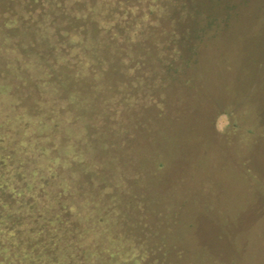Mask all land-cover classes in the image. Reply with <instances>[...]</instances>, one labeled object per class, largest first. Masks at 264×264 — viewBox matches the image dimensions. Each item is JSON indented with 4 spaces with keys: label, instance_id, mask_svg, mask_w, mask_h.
<instances>
[{
    "label": "trees",
    "instance_id": "obj_1",
    "mask_svg": "<svg viewBox=\"0 0 264 264\" xmlns=\"http://www.w3.org/2000/svg\"><path fill=\"white\" fill-rule=\"evenodd\" d=\"M179 1L169 0L171 10L164 12L153 4L144 11L138 5L129 6L126 0H98L91 11L96 10L100 18L93 20L90 14L88 22L75 19L86 22L81 29H70L66 13L62 20L55 21L49 5L37 27L20 20L23 10L15 6L5 9L6 15L14 14L13 20L7 21L14 30L6 35L0 24V264H69L70 260L71 264H124L125 258L139 264L138 258L121 251L123 234L119 237L114 233L116 220L127 222L125 210H136L135 201L122 188L114 187L121 190L118 195L119 190L109 184L113 167H118L119 176L129 171L135 175L133 171L139 167L133 164L132 168L131 162L133 150L139 152L135 141L141 142L151 132L145 129L136 105L142 100L150 104L144 111L150 107L161 110L164 96L183 88V84L204 79L203 61L220 65L219 57L227 56L220 51L209 57L215 35L211 32L228 30L241 14V7L248 4L247 0H187L182 5ZM33 19L26 16L27 22ZM90 21L92 28L87 27ZM93 31L102 39H96ZM229 60L222 58L228 69L233 62ZM262 64L256 75L251 74L253 71L231 70L234 79L240 77L237 86L243 91L252 84L259 89L257 85L264 80ZM214 70L218 72L219 68ZM125 72L133 76L128 78ZM52 75L65 81L60 85ZM125 80L134 84V91L129 89L130 84L125 86ZM124 91L131 92L128 99ZM237 102L244 107L249 99L240 97ZM170 116L167 111L159 113L161 119L174 125L176 121ZM246 116L243 128L254 146L255 136L264 133V112L250 110ZM191 134L197 137L195 132ZM159 144L151 154L155 164L147 158H142V166L139 163L147 174L162 173L160 170L167 166L164 162L175 156ZM226 149L232 153L234 147ZM185 156L188 154L184 152L179 155ZM119 160L125 166L118 165ZM251 174L258 180L256 170ZM57 205L67 208L69 220L59 222ZM43 211L52 214V219L43 217L41 230L42 219L38 217L45 216ZM20 213L25 218L26 214L35 217L39 226L31 227L23 218L26 224L22 232L9 230L8 222ZM119 214L121 218L117 219ZM57 225L55 233L65 244L52 249L40 237L45 227ZM157 229L154 225L147 230L155 233ZM126 231L130 234L129 229ZM157 238L165 239L162 235Z\"/></svg>",
    "mask_w": 264,
    "mask_h": 264
},
{
    "label": "rangeland",
    "instance_id": "obj_2",
    "mask_svg": "<svg viewBox=\"0 0 264 264\" xmlns=\"http://www.w3.org/2000/svg\"><path fill=\"white\" fill-rule=\"evenodd\" d=\"M11 1L0 0V24L1 28L6 29L4 32L6 35L14 30L13 25L10 26L7 22L13 20L14 14L6 15V10L13 6L24 11L25 14L20 16V20L32 23L31 27H37L42 13L46 14L47 5L50 7L51 17L57 22L63 19V13L68 15L65 16L70 22V29L85 28L87 18L91 19L92 16L94 20L98 17L96 14H99L96 10V14L91 11L96 8L98 0L79 2L72 0L74 3L70 0H15L13 3ZM126 1L129 6L138 5L139 9L144 11L152 8V4L158 5L156 9L161 8L164 12L171 10L169 0ZM247 1L248 4L241 7V14L236 15L228 30L211 32L215 35L212 39L214 42L210 45L212 53L209 57L214 58L212 55L220 51H224L227 56L225 58L220 55V65L216 64L215 67L211 66L210 62L203 61L201 68L206 71L204 79L183 84V88L164 96L159 105L161 110L155 111L150 107L148 109L151 110L144 111L150 104L142 100L136 105L142 122H145V129L151 131L142 137L141 142L135 141V150L138 148L139 152L133 150L131 162L132 168L133 164L139 166L133 171L136 177L130 171L121 177L118 167H113L109 175V184L115 191L122 188L123 193L130 194L133 196L131 197L134 199L133 202L135 201L136 210L133 208L125 210L124 217L127 222L121 224L118 219L121 218V214L117 217L118 228L115 225L117 230L114 233L121 235L119 237L123 234L121 251L127 253L128 257L130 253L131 258H138L139 264H257V262L264 264V133L255 136L256 144L251 146L252 137L243 128L245 126L243 124L247 122L248 111L264 112V80L257 85L259 89H254L251 81L252 88L248 85L243 91V88H239L235 83L240 77L234 79L232 77L234 71H231L247 70L250 73L253 71L251 74L256 75L258 66L264 62V0ZM179 2L182 5L187 0ZM27 15L34 17L32 22H27ZM77 18H84L86 22L76 21ZM92 26L91 21L87 23L88 28ZM64 28L69 29L68 26ZM93 34L96 39H102L94 31ZM222 58L225 61L229 59L233 61L231 68L228 69L223 64ZM214 68H219V71L214 72ZM56 75L51 77H57L60 85L63 84L62 81L65 80ZM113 76L116 77L115 72ZM126 76L131 78L133 75L126 73ZM126 80L125 86L130 84L129 89L134 91L135 88H131V84H134ZM126 96H131V92L124 91V98ZM240 97L248 98L249 103L242 107L237 102ZM134 99L136 97L132 100ZM224 110L231 113L224 114L222 112ZM159 111L171 113L172 116L169 118L176 123L169 125L159 117V113H162ZM192 132H195L197 137L192 135ZM132 142L133 139H130L129 146ZM158 142L163 143L175 156L170 155L169 162H164L167 166L160 170L162 173L154 174L151 171L153 174H147L142 171L139 163L142 166V158L149 161L151 159V162L155 160L151 154L154 152V146L160 145ZM6 144L10 142L7 141ZM229 146L234 147L232 153L226 149ZM183 152L188 156L180 158L179 155ZM155 153L158 155V152ZM119 164L125 166L122 160L118 161ZM255 170L259 173L258 180L253 179L255 176L251 174ZM115 180H118L116 185ZM134 183L138 184L135 185L137 188H134ZM118 190V195H121V190ZM27 204L32 205L30 202ZM17 206L23 209L21 203ZM66 209L65 206L64 208L56 206V217L61 219L59 222L69 220ZM43 212L46 213L45 216L38 217V220L43 217L47 220L52 219L49 217L52 214L48 211ZM124 217L123 221H126ZM23 218L29 221L31 227L39 226L35 217L26 214L25 218L20 213L14 220L8 222V229L22 232V227L26 224L25 220L22 221ZM40 223L38 228L42 230L44 219ZM154 225H158L157 232H149L147 229ZM58 228L59 225L53 228L45 227L47 233L43 230L40 237L42 240L46 239L47 245L52 249L63 247L65 244L64 239L55 233ZM126 229L130 230V234H126ZM159 235L165 239L157 238ZM237 255L240 257L237 258ZM155 258L159 260L156 261ZM124 264L134 263L133 261L129 263L125 258Z\"/></svg>",
    "mask_w": 264,
    "mask_h": 264
},
{
    "label": "clouds",
    "instance_id": "obj_3",
    "mask_svg": "<svg viewBox=\"0 0 264 264\" xmlns=\"http://www.w3.org/2000/svg\"><path fill=\"white\" fill-rule=\"evenodd\" d=\"M0 139H2V137H0ZM22 147L28 148L29 146L27 144H23ZM30 154V153H27Z\"/></svg>",
    "mask_w": 264,
    "mask_h": 264
}]
</instances>
